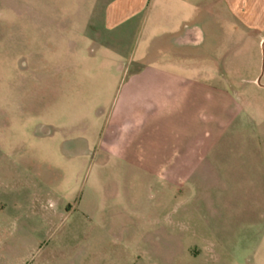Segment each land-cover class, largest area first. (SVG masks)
<instances>
[{
    "label": "rangeland",
    "instance_id": "1",
    "mask_svg": "<svg viewBox=\"0 0 264 264\" xmlns=\"http://www.w3.org/2000/svg\"><path fill=\"white\" fill-rule=\"evenodd\" d=\"M84 4L0 0V264H264L263 75L229 82L240 144L190 178L150 176L80 139L95 117L104 128L122 78L96 113L70 55ZM134 44L112 71L131 70Z\"/></svg>",
    "mask_w": 264,
    "mask_h": 264
},
{
    "label": "crops",
    "instance_id": "2",
    "mask_svg": "<svg viewBox=\"0 0 264 264\" xmlns=\"http://www.w3.org/2000/svg\"><path fill=\"white\" fill-rule=\"evenodd\" d=\"M85 1L81 43L70 55L95 82L96 113L122 78L104 128L96 114L94 128L83 127L84 144L91 135L111 158L140 160L150 176L178 178L240 144L234 134L243 129L244 107L229 82L253 75L257 86L264 77V0ZM128 40L135 43L131 70L122 75L111 67Z\"/></svg>",
    "mask_w": 264,
    "mask_h": 264
}]
</instances>
